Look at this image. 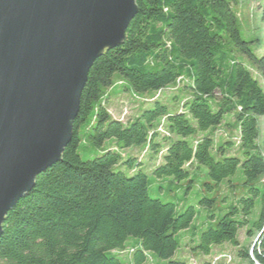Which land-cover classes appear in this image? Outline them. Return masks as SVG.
Listing matches in <instances>:
<instances>
[{"label": "trees", "instance_id": "1", "mask_svg": "<svg viewBox=\"0 0 264 264\" xmlns=\"http://www.w3.org/2000/svg\"><path fill=\"white\" fill-rule=\"evenodd\" d=\"M136 3L125 42L108 49L88 72L63 159L46 168L8 212L0 264H124L116 251H124L131 237L140 240L132 249V264H147L150 252L167 264H192L171 258L180 247L177 233L191 228L197 210L188 206L178 212L176 204L153 198L142 169L131 176L115 171L121 162L132 169L142 162L123 156L122 150L133 146L150 148L158 160L151 169L155 177L176 182L193 183L191 168L204 165L212 181L207 185L213 188L241 166L247 193L212 226L193 233L197 241L192 239L191 250L210 255L224 243L239 247V230L251 223L260 196L262 211L252 226L258 230L253 256L250 249L240 250L239 256L264 264V37L245 35L234 11L238 0ZM179 78L183 83L175 88ZM118 82L137 94L190 90V97L177 108L159 97L135 119L121 120L106 102L108 90ZM229 111L239 128V155H229L236 146L232 138L221 144L212 134L192 139L221 126ZM163 126L165 132L159 130ZM161 135L163 141H157ZM84 136L98 147L113 139L116 149L84 161L79 154ZM213 203L215 199L201 201ZM248 234L255 231L248 229Z\"/></svg>", "mask_w": 264, "mask_h": 264}, {"label": "water", "instance_id": "2", "mask_svg": "<svg viewBox=\"0 0 264 264\" xmlns=\"http://www.w3.org/2000/svg\"><path fill=\"white\" fill-rule=\"evenodd\" d=\"M136 0H0V236L63 159L88 72L125 42Z\"/></svg>", "mask_w": 264, "mask_h": 264}, {"label": "rangeland", "instance_id": "3", "mask_svg": "<svg viewBox=\"0 0 264 264\" xmlns=\"http://www.w3.org/2000/svg\"><path fill=\"white\" fill-rule=\"evenodd\" d=\"M262 1L261 0H238V3L234 5V11L237 13L242 30L247 37L253 35H259L264 37V24L261 20L262 17ZM262 49H258V54L262 53ZM254 74L256 72L253 70ZM121 79L119 74L115 75V80ZM190 90L184 92H174L168 90L162 92L159 97L162 98L171 108H177L183 99L190 97ZM108 92L111 94L108 96ZM107 92V104L109 112L117 117L123 118L124 120H132L137 117L140 110L144 107H148V103L152 100L157 93L142 94L133 91L125 90L118 82L112 90ZM176 95L181 96L180 100H176ZM161 124H165L162 119ZM88 126H84L82 133L85 135ZM261 128L264 133V119H261ZM165 126L159 128L161 132H164ZM164 134V133H162ZM214 135L217 144H221L223 141L232 138L236 142V146L230 150L229 155H239V128L236 120L235 113L229 111L225 114L223 124L214 130H209L200 133L197 137L192 138L200 139L203 135ZM162 135L157 141H163ZM116 143L113 139L105 141L102 147L92 145L84 136L79 148V154L84 161L91 160L104 153L109 149H116ZM123 156L129 157L134 156L139 162L138 165L134 166V169L130 168L127 164L119 163L114 167L115 171H123L127 176L133 175L136 171L142 169L148 174L149 178V192L153 198L160 199L164 202H172L176 204L177 211L181 212L188 206H194L197 210V215L193 220L192 226L189 230H183L177 233V238L180 240V247L175 252L171 260H181L195 262L196 264H210L215 258L223 254L232 256V261H228L227 258L221 257L216 264H256L252 262L250 258H243L239 256L240 250L252 249L253 244L256 240V234L258 230L255 229L253 223L259 218L262 211L261 197H257L256 206L253 213L250 216L251 223L244 226L239 230L238 237L241 245L235 247L230 243L221 244L222 248H213L208 262L203 260V254L201 252H193L191 246L193 245L192 239L197 241V238H192L193 233H199L213 225V221L221 218L227 211L228 205L234 203L241 195H245L247 190L242 186L245 177L242 173L241 166L237 170L236 174L230 178L224 180L222 183L215 185L213 188H209L207 183L212 182L209 178L208 168L204 165H194L191 168V178L193 183L189 180L182 182H176L170 177L157 178L155 177L151 169L158 160L153 159L150 156V148L147 146H133L122 150ZM214 153V151H213ZM215 199V203L211 205L201 204L203 199ZM248 229H253L255 234L250 236ZM140 246V240L131 237L127 241V248L124 251H116L117 254L121 255L124 264H132V249ZM168 260L158 258L154 253H149V261L147 264H167Z\"/></svg>", "mask_w": 264, "mask_h": 264}, {"label": "built area", "instance_id": "4", "mask_svg": "<svg viewBox=\"0 0 264 264\" xmlns=\"http://www.w3.org/2000/svg\"><path fill=\"white\" fill-rule=\"evenodd\" d=\"M183 83V78H179L177 81H176V86H175V88H178L181 84ZM157 94L153 97V98H150L149 100H154V99H156V98H159V96H160V94L162 93V91L160 90V91H158V92H156ZM121 120H124V117L123 118H120ZM163 130V129H162ZM164 132H165V130H163ZM257 240V239H256ZM256 240H255V242H256ZM250 255H251V257L253 256V252H252V250H251V252H250ZM221 257H225V258H227L228 259V261L230 262V261H232V256H228V255H225V254H223V255H221V256H218L217 258H215V260H213L210 264H216V262L217 261H219L220 259H221ZM255 263L256 264H261V263H259L258 261H255ZM192 264H196L195 262H193Z\"/></svg>", "mask_w": 264, "mask_h": 264}, {"label": "crops", "instance_id": "5", "mask_svg": "<svg viewBox=\"0 0 264 264\" xmlns=\"http://www.w3.org/2000/svg\"><path fill=\"white\" fill-rule=\"evenodd\" d=\"M109 94H108V96L111 94V92H108ZM215 248H217V249H219V248H222V246L221 245H217V246H214ZM213 247V248H214ZM208 257H210V255H203V260L204 261H206V262H208L210 259L208 258Z\"/></svg>", "mask_w": 264, "mask_h": 264}]
</instances>
